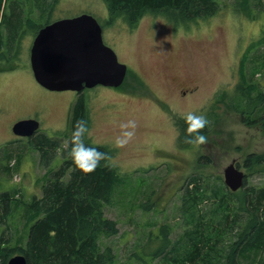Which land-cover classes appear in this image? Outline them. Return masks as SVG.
Instances as JSON below:
<instances>
[{"label": "rangeland", "instance_id": "1", "mask_svg": "<svg viewBox=\"0 0 264 264\" xmlns=\"http://www.w3.org/2000/svg\"><path fill=\"white\" fill-rule=\"evenodd\" d=\"M4 1L0 28L6 33L2 13L15 0ZM19 1L27 20L25 32L13 49L4 34L0 54V193L8 191L12 199L8 214L0 211L3 246L25 245L36 218L30 204L41 198L48 176L65 160L68 118L79 96L71 89L47 90L34 79L30 53L38 27L31 21L38 25L45 19L38 0ZM44 1L52 4L47 15L51 21L93 14L105 43L128 66L121 86L97 85L80 92L90 110L91 140L116 150L112 159L120 179L104 211L117 221L119 232L101 240L103 247L112 248L110 264H175L173 253L154 259L153 253L161 242V225L169 227L171 245L188 226L183 202L190 178L203 177L199 192L207 193L221 182L228 187L225 167L235 162L246 173V157L264 151V0H219L216 15L177 24L147 14L134 28L123 20L108 24L104 0ZM242 74L250 93L242 98L246 114L232 100ZM211 107L218 115L208 120ZM188 113L206 116L209 128L205 143L183 148L175 120ZM26 118L39 120L38 135L58 139L61 145L42 156L29 137L13 132V124ZM128 119L137 121L136 135L118 148V126ZM263 185L264 173L247 176V187ZM210 201L199 199L197 207L207 211ZM260 253L245 249L240 264H257Z\"/></svg>", "mask_w": 264, "mask_h": 264}, {"label": "trees", "instance_id": "2", "mask_svg": "<svg viewBox=\"0 0 264 264\" xmlns=\"http://www.w3.org/2000/svg\"><path fill=\"white\" fill-rule=\"evenodd\" d=\"M19 2L13 1L5 13H2L1 24L4 23L6 33L0 28V54L3 52L4 34L8 37L10 49H13V44L25 32L27 20L23 17L22 2ZM104 2L109 16L107 23L123 20L130 28H134L147 14L166 16L177 24L180 21L208 19L220 11L219 0ZM38 3L42 6V18L45 20L38 25L33 21L31 24L38 27L39 31L51 22V17L47 15L52 4L44 0H38ZM4 5L5 1L0 0V12ZM244 82L245 76L242 74L234 93L236 97H232V100L237 110L246 114L242 98L250 96V93L246 92L248 87L243 86ZM78 94L68 118L70 138L68 147L63 151L65 160L48 176L41 198L30 204L32 216L36 218L29 227L25 245L3 246L0 241V264H7L10 257L16 254L25 255L28 264H110L113 261L111 246L103 247L101 240L119 232L117 221L108 218L104 211L105 204L111 201L115 184L120 179L118 167L112 159L116 150L107 145L95 144L88 136L86 143L106 152L107 160L101 161L91 173H83L72 162L68 151L76 121L83 119L88 122L89 128L92 126L86 95ZM214 108L207 111L208 120L216 119L218 114L213 112ZM185 118L186 116H180L175 120L178 144L183 148H191ZM262 121L264 128V118ZM208 128L209 124L200 129L206 137ZM36 134L29 137V142L41 150L42 156L61 145L58 139H52L46 134ZM204 158L205 156H201L202 160ZM244 166L247 171L245 183L237 191L229 190L221 182L212 187L209 195L210 191L199 192L200 185H204L201 182L203 177L195 175L190 178L183 202L188 226L180 239L171 245L170 229L167 225H161V235L157 237L161 242L154 250L153 259L171 252L175 264H240V256L245 249L255 248L261 251L257 264H264V185L246 186L249 174L264 173V151L250 153ZM67 175L69 178L65 179ZM193 187L198 190L194 192ZM199 199H212L207 211H200L197 207ZM11 202L8 191L0 193V211H4L5 215L10 210ZM2 216L4 217L0 214Z\"/></svg>", "mask_w": 264, "mask_h": 264}, {"label": "water", "instance_id": "3", "mask_svg": "<svg viewBox=\"0 0 264 264\" xmlns=\"http://www.w3.org/2000/svg\"><path fill=\"white\" fill-rule=\"evenodd\" d=\"M30 62L36 81L48 90L82 92L97 85L118 87L128 73L115 50L105 43L103 28L90 13L60 18L40 28L31 47ZM18 136L30 137L40 129L36 118L13 124ZM246 173L235 162L224 169L226 185L237 191L244 186ZM7 264H28L25 255L16 254Z\"/></svg>", "mask_w": 264, "mask_h": 264}, {"label": "clouds", "instance_id": "4", "mask_svg": "<svg viewBox=\"0 0 264 264\" xmlns=\"http://www.w3.org/2000/svg\"><path fill=\"white\" fill-rule=\"evenodd\" d=\"M187 128L189 134V142L194 146L201 145L206 142L207 137L200 131L208 124V120L204 115H196L188 113L186 116ZM119 132L115 136L114 143L116 147H124L129 144L136 135L137 121L128 119L119 124ZM90 134V128L86 120H78L72 130L70 148L68 155L75 166L83 173H91L101 164V161L107 160V153L101 151L100 148L86 143V139Z\"/></svg>", "mask_w": 264, "mask_h": 264}, {"label": "flooded vegetation", "instance_id": "5", "mask_svg": "<svg viewBox=\"0 0 264 264\" xmlns=\"http://www.w3.org/2000/svg\"><path fill=\"white\" fill-rule=\"evenodd\" d=\"M184 92V91H183Z\"/></svg>", "mask_w": 264, "mask_h": 264}]
</instances>
